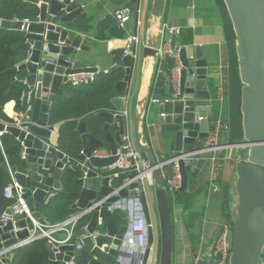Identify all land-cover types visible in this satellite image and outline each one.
I'll return each mask as SVG.
<instances>
[{
    "label": "water",
    "instance_id": "1",
    "mask_svg": "<svg viewBox=\"0 0 264 264\" xmlns=\"http://www.w3.org/2000/svg\"><path fill=\"white\" fill-rule=\"evenodd\" d=\"M39 6V14L28 22L7 20L0 17V28L17 30L24 52L23 60L12 71H21L15 79L25 82L33 91L31 107L21 114L15 124L0 121V131L14 135L22 146V157L12 167L15 180L23 187L24 197L34 212L41 218L40 206L52 191L62 189V176L66 167L77 172L72 192L77 224L69 244L54 245L48 238H40L48 249L49 264H128L126 257L127 232L131 214L129 205H140L144 191L138 175H150L156 200L160 229V258L158 264H173L174 221L169 188L162 168L163 161L180 157L178 165L181 174L180 192L187 190L190 178H197L208 164L205 156L215 144V123L212 121L217 98L211 90L209 74L214 66L204 57L200 46H182L181 67L173 91L165 99L139 102V110L133 115V135L136 146L145 155L148 165L142 172L135 170L119 173L120 184L110 182L108 167L117 159V151L124 145V135L129 131L124 114V96H115L111 102L114 109L97 113L106 124L104 138L89 130L87 123H79L78 132L82 149L72 155L61 146L59 131L61 123H51V102L62 93L61 86L67 82V75L73 72L92 71V65L100 51L93 49L88 38L81 32L77 22L86 8L96 1L117 2V0H29ZM133 3L138 0H130ZM236 34V52L240 79L243 84L241 112L243 139L229 143L225 148H245L247 154L235 162L236 179L231 189L233 199L229 202L233 225V247L228 264H261L264 255V0H224ZM167 0H153L151 15L162 18ZM177 35L172 36L176 45ZM124 53V50H120ZM145 57L158 60V47L151 41L143 48ZM134 58L124 55L122 64L126 76L119 81L115 90L118 94L128 91ZM210 77V78H209ZM216 80V79H215ZM150 93V92H149ZM148 102H151L149 104ZM116 111V112H115ZM139 111V112H138ZM140 122L144 128L161 131L163 140L173 147L160 160L153 148L142 142ZM110 126L116 132L111 134ZM96 149H106L107 156H96ZM125 152V149H122ZM199 154L198 156H196ZM201 154V155H200ZM195 156V157H193ZM193 157V158H192ZM165 166V165H164ZM7 168V164H3ZM132 199V200H130ZM120 220L118 224L116 219ZM103 225H99V219ZM35 232L29 218L0 221V255L10 251L5 258L8 264L17 248L30 243L27 238ZM79 240L82 248L74 242ZM211 250L212 258H198L197 264H219L220 254ZM147 252L142 255L144 261ZM138 262L137 264H141Z\"/></svg>",
    "mask_w": 264,
    "mask_h": 264
},
{
    "label": "crops",
    "instance_id": "2",
    "mask_svg": "<svg viewBox=\"0 0 264 264\" xmlns=\"http://www.w3.org/2000/svg\"><path fill=\"white\" fill-rule=\"evenodd\" d=\"M130 2V0H117V2L111 3L96 1L86 8L85 14L80 15L77 19L82 29L81 32L88 38L91 47L100 51L99 55L91 63H88V65L97 67L98 73H106L122 64L125 52L121 53L120 50H124L128 36L136 32L140 34L139 55L134 59L128 91L123 94H116V96H124V110L126 109L127 111L126 125H128L129 131H133V115L140 108L138 103L148 100L157 62L151 56L145 57L143 48L148 41H151L154 47H159L164 42L171 40L174 34L164 28L166 25L177 26L181 31L185 28H192L194 37L192 46H200L204 57L213 64L214 70L209 76L215 77L219 86L217 93L220 97V91H222V97H224L229 83L225 35L221 19L213 10L215 7L212 0H167L165 13L162 18H154L151 15L153 0H138L137 21H135V15L132 14L126 28L123 29L126 34L125 37L109 38L108 35L111 29L104 25L106 18L108 16L114 18L116 9L122 6H129ZM202 4L211 8V11H203L205 17H202L200 13L198 15L197 12V7L202 6ZM179 35L177 36V43L180 45ZM21 56L22 58L24 57L23 50ZM21 56L20 60L22 61ZM174 80L175 76L172 74V87L168 88L170 92L173 91ZM65 84L67 83L61 86L62 91ZM28 89H30L29 86ZM53 102H51V109ZM148 103L151 104V102ZM15 104V101L8 102L4 107V111L8 116L14 118L17 123L24 112L16 111ZM8 105H11V108L8 109ZM111 109H114L113 105ZM51 123L55 122L51 121ZM105 124L106 122H104L103 127ZM139 130L142 133V142L148 143L160 160H163L167 153L173 151V147L161 137V131L152 127H146L145 129L142 122H140ZM108 131L114 134L116 129L114 126H110ZM58 133L60 139V131ZM105 133L104 131V135ZM219 136V142L228 143L224 140L221 131ZM219 155L220 157L224 155L225 159L221 175L216 173L214 165L208 160V164L200 171L199 175H205L209 185L203 194L197 196L193 205L186 207L184 202H172L174 221L173 264H197V255L198 258H212L211 250L215 245L219 229L225 221H229L224 205L225 201L228 200L230 202L233 199L231 189L236 179L235 161L237 158L232 159L225 150L219 152ZM114 182L117 184L121 183L118 176L114 178ZM144 183L145 189L141 193L140 203L148 220L153 224L152 244L154 248L151 252H147L141 264H158L159 223L155 194L153 185H149L147 181ZM56 193L57 191L50 192L44 201L47 202ZM75 214L76 210L73 209V213L64 222H68ZM40 215L45 218L41 211ZM21 218L23 216L16 217V219ZM114 218L119 224L120 220L117 217ZM54 236L59 240H63L66 238L67 233L65 230H59L54 233ZM127 252L129 254V257L126 258L128 263L137 264L141 261L142 252L140 249L131 248V253L128 250ZM8 253L10 251L0 255V257H5Z\"/></svg>",
    "mask_w": 264,
    "mask_h": 264
},
{
    "label": "trees",
    "instance_id": "3",
    "mask_svg": "<svg viewBox=\"0 0 264 264\" xmlns=\"http://www.w3.org/2000/svg\"><path fill=\"white\" fill-rule=\"evenodd\" d=\"M215 13L219 15L225 35L226 57L228 61V79L229 83L225 91L224 100L221 102L217 96L218 84L215 79L210 80L211 90L214 97H218L214 106L213 123L219 119L225 124L239 126V133L235 136L233 143L243 139L241 96L243 84L239 74V64L236 52V34L233 23L230 18L227 6L224 0H212ZM129 6L135 15L137 21L138 3L130 2ZM208 5L197 7L202 17L203 11L210 10ZM39 14V6L29 0H0V17L7 20H24L36 17ZM200 15V16H201ZM106 27L111 29L109 38L125 37V30L118 27L114 18L108 16L105 20ZM194 40L192 28H185L179 35V42L182 46L192 45ZM22 42L21 34L17 30L0 28V120L7 124H15L16 120L6 114L5 105L10 101H15L16 111L27 110V105L22 102V93L28 90V86L21 80L15 79L20 76L21 71H12L18 63L22 49L19 45ZM25 57V56H24ZM23 57V58H24ZM22 58V56H21ZM22 58V59H23ZM174 62L170 58H160L156 62L152 85L150 88L149 99H165L168 97V88L172 87V69ZM126 76V68L120 64L108 72L98 73L96 79L89 85L73 86L70 83L65 84L61 94H58L53 102L51 109L52 121L61 123L60 144L66 152L77 155L82 149V139L78 132L79 123L85 121L89 130L95 131L98 136L104 138L103 124L104 120L97 113L101 110L112 107V98L116 96V84ZM223 103L225 108L221 110ZM11 105H8V109ZM102 128V130H101ZM2 145L0 146V211L11 206L15 200L7 198L4 195V188L10 182L11 177L8 168L3 164L9 163L12 167L18 165L21 161V143L14 135L4 132L1 135ZM245 157V156H244ZM223 156L214 163V169L221 175ZM236 162V161H235ZM170 173V170L167 171ZM77 172L70 167H66L62 176V189L50 198L47 202L41 203V213L51 223H61L69 218L73 213V204L75 198L72 192L78 189L75 184ZM209 181L203 174L197 178H190L188 189L184 192L177 191L175 197H171V203H185L186 207L193 205L198 195L203 194L208 188ZM225 210H227L228 220L231 222L229 201H225ZM80 222L75 226V230L81 227ZM150 241L152 242V231L150 232ZM160 229L158 254L160 258ZM10 253L5 257H0V264H8L5 258H9ZM159 263V260H158ZM10 264H49V252L41 239H35L23 247L15 250Z\"/></svg>",
    "mask_w": 264,
    "mask_h": 264
},
{
    "label": "built area",
    "instance_id": "4",
    "mask_svg": "<svg viewBox=\"0 0 264 264\" xmlns=\"http://www.w3.org/2000/svg\"><path fill=\"white\" fill-rule=\"evenodd\" d=\"M133 14V10L129 6H122L116 9L114 12V18L117 25L125 29L130 17ZM24 22L30 21V19H24ZM165 29L169 30L171 33L175 35H179L181 30L177 26H164ZM140 34L139 32L130 34L126 40V44L124 47V52L126 55L132 56L136 59L139 55V45H140ZM182 45L176 43V45L172 44V39L164 42L158 47V54L160 58H170L174 62V67L172 69V74L176 77L178 71L181 67L180 61V49ZM98 74L97 72L92 71H81V72H73L67 75V82L72 84L73 86H82L91 84ZM33 99V91L28 89L22 93L21 100L23 103L27 105V110L31 107ZM155 100V99H153ZM124 114H127L126 109L123 111ZM219 119L215 122V135L218 136L220 134V130L222 131L220 126L223 127L222 124H225L223 121L220 123ZM1 121V120H0ZM227 127V126H226ZM3 134L0 131V146L2 145L1 135ZM124 145L118 149L116 155L117 159L108 167L109 175L111 176L110 182L112 179L116 178L119 173H129L133 170L137 172H142L147 168L148 161L145 155L140 151V149L136 146L133 131H127L124 135ZM228 143H220L210 148H204L200 150V153L203 151H208L207 154L213 152L217 153L219 150L226 149ZM122 149L126 151L123 152ZM210 157V160L214 161L216 155ZM94 155L96 156H107L108 151L106 149H96L94 151ZM197 154L196 156H198ZM201 155V154H200ZM195 157V156H193ZM192 157V158H193ZM180 157H172L166 161H163L162 168L167 167L170 168V174L165 173L166 185L169 188V191H179L181 187V174L178 165V159ZM209 159V158H208ZM165 165V166H164ZM7 168L11 177L10 182L4 188V195L7 198H12L15 202L9 206L8 208L0 211V221L6 222L7 220H15L17 216H23V218H29L34 226V234L27 238L28 242H32L35 239H40L42 237H46L52 242L54 245L59 244H69L73 239V234L75 232V226L77 223V218L73 216L68 222L61 223H51L47 218H35L34 212L31 211L26 198L24 197L23 187L18 185L15 180L14 172L12 170V166L7 163ZM137 178L141 182L140 187L144 191L145 186L144 182L147 181L149 185H153V179L150 175H138ZM136 206V208H135ZM131 220L129 225V230L127 232V243L129 244L128 251L131 253V248L140 249L142 255L145 252H151L154 248L152 242L150 241V232L153 231V224L148 220L145 212L142 209L141 204L137 205V203H131L129 206ZM98 224L103 225V220L100 218ZM233 225L230 221H225L217 234V238L215 241L216 254H220L221 258L219 260V264H228L229 258L232 252L233 247ZM59 230H65L67 236L63 240H59L54 236V233ZM37 233V234H35ZM75 246L78 249L82 248V244L79 240H75ZM129 257V255L127 256ZM126 257V258H127ZM142 261V259H141ZM139 261V262H141ZM130 264V263H128ZM134 264V263H133ZM261 264H264V255L262 258Z\"/></svg>",
    "mask_w": 264,
    "mask_h": 264
},
{
    "label": "rangeland",
    "instance_id": "5",
    "mask_svg": "<svg viewBox=\"0 0 264 264\" xmlns=\"http://www.w3.org/2000/svg\"><path fill=\"white\" fill-rule=\"evenodd\" d=\"M218 88H219V86H218ZM220 90V89H219ZM221 92V96L218 98V100H220L221 102L224 100V97H222V95H223V92L222 91H220ZM217 95H218V93H217ZM219 96V95H218ZM216 98V97H215ZM219 106H221L222 105V108H221V110H223L224 108H225V106L223 107V103H217ZM221 121H222V119L220 120V123H221ZM222 124V123H221ZM223 125V127L222 126H220V128L222 129L223 128V130L221 131V134L224 136V140L226 141V142H228V144L229 143H233V141H236L234 138H235V136L239 133V126H237V125H232V124H222ZM227 126V127H226ZM219 138H220V136L218 135V136H214V142L212 143V144H220L221 142H219L220 140H219ZM219 140V141H218ZM225 150V152L232 158V159H239V158H241V157H244V156H246V154H247V150L245 149V148H226V149H222V150H219L216 154L215 153H213V152H211V153H209V154H211L210 156H208V155H206L208 158H209V161L214 165V163L220 158V155H219V152H221V151H224ZM216 155V159L213 161H211L210 160V157L211 156H213V155ZM222 155V154H221ZM222 157V156H221ZM223 158H224V155H223ZM168 171V170H167ZM171 173V172H170ZM169 173V174H170ZM170 195H171V197H175V195H176V191H170ZM158 260H159V254H158Z\"/></svg>",
    "mask_w": 264,
    "mask_h": 264
}]
</instances>
